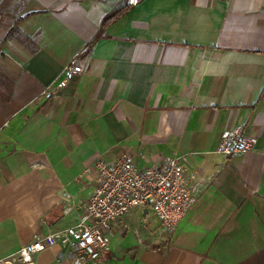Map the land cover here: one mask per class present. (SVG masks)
Segmentation results:
<instances>
[{"label": "crops", "instance_id": "obj_1", "mask_svg": "<svg viewBox=\"0 0 264 264\" xmlns=\"http://www.w3.org/2000/svg\"><path fill=\"white\" fill-rule=\"evenodd\" d=\"M118 3L0 0V262L74 226L95 161L129 155L179 158L196 201L170 233L132 209L94 264H264V0H143L96 39ZM16 19L23 37L6 39ZM85 45L82 72L44 100ZM237 125L254 148L215 153Z\"/></svg>", "mask_w": 264, "mask_h": 264}, {"label": "built area", "instance_id": "obj_2", "mask_svg": "<svg viewBox=\"0 0 264 264\" xmlns=\"http://www.w3.org/2000/svg\"><path fill=\"white\" fill-rule=\"evenodd\" d=\"M141 1L126 0V3L135 7ZM88 50L89 45H85L75 53L54 90L45 89L44 100L52 99L55 91L66 87L82 72L80 60ZM255 144L256 138L246 135L242 126L237 125L221 135L215 153L230 158L247 153ZM93 170L94 188L77 223L57 233L33 235L30 243L0 264H35L37 254L58 244L68 247L71 264H94L106 248L114 225L132 209L148 207L163 229L170 233L196 201V175L188 172L177 157L162 158L139 169L131 156L122 155L111 161H95Z\"/></svg>", "mask_w": 264, "mask_h": 264}, {"label": "trees", "instance_id": "obj_3", "mask_svg": "<svg viewBox=\"0 0 264 264\" xmlns=\"http://www.w3.org/2000/svg\"><path fill=\"white\" fill-rule=\"evenodd\" d=\"M131 7L127 5L126 0H119L118 5L116 8H114L112 11H110L108 14H106L101 22L100 30L98 34L96 35V39L100 38L104 35L105 29L115 22L117 19H119L122 15H124ZM1 13V9H0ZM20 20V19H19ZM18 19H16L14 25L11 27V29L8 31L6 39H15L18 37H23L19 27H18ZM95 41V39L93 40Z\"/></svg>", "mask_w": 264, "mask_h": 264}]
</instances>
